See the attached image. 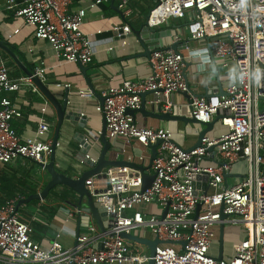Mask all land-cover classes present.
Listing matches in <instances>:
<instances>
[{"label":"built area","instance_id":"1","mask_svg":"<svg viewBox=\"0 0 264 264\" xmlns=\"http://www.w3.org/2000/svg\"><path fill=\"white\" fill-rule=\"evenodd\" d=\"M75 0H25L17 7L16 0H6V7L14 9L28 25L34 27L38 39L48 41L56 54L67 62L87 64L95 53L94 43L83 32L86 9L73 10ZM102 0H96L100 3ZM133 0H117L118 9L129 16ZM193 19L192 39H208L210 48L195 49L190 40L174 37L176 49L166 47L163 39L146 33L150 56V74L137 80H126L119 86H110L102 92L103 101L96 107L106 121L107 139L136 140L151 146L160 140L157 155L152 161L155 175L150 186L142 189L143 172L130 165L108 166L104 177L91 176L86 186L114 221L103 233L101 246L95 245L92 234L77 237L75 247L65 249L54 241L45 249L32 239V227L23 221L17 210V200L0 204V264H131L148 261L149 257L133 253L121 232L149 228L158 239L180 243L181 248L159 244L153 257L154 264H264V0H156L150 10L148 27L153 28L169 18ZM119 38L131 32L129 25L114 27ZM155 37V36H154ZM218 38L215 40L214 38ZM152 43V44H150ZM222 63L217 71L227 73L231 65L237 70V82L229 85L227 94L216 100L211 97L191 96L192 118L209 123L219 116L226 128L217 137L205 135L200 145L184 148L175 143L167 128L138 126L128 110L138 109L141 94L151 91L164 95L166 107L172 105L175 92L190 94L185 76L186 58H201ZM44 70L35 75L42 76ZM23 85H34L31 76L11 78L0 55V164L24 158L38 163L43 169L52 153V139L47 135L50 124L40 119L36 137L22 139L12 127V120L20 118V109L2 95L19 90ZM89 92L85 93L89 96ZM46 113V109H42ZM76 124L85 127L87 117L78 113ZM94 140L101 132L89 130ZM79 143L76 159L94 167L91 157L93 142L82 133L74 136ZM208 159L214 163L204 165ZM240 160L247 162L246 175L232 186H224L226 176ZM42 164V165H41ZM45 170V169H44ZM208 176V190L196 188ZM213 189V193L209 189ZM157 203L167 209L166 215H146L127 210L140 204ZM201 205L198 217L196 210ZM222 214L227 215L222 218ZM239 223L246 232L244 240L234 245V256L217 260L209 254L216 223ZM91 230L95 229L91 227ZM185 243L183 245L182 243Z\"/></svg>","mask_w":264,"mask_h":264},{"label":"crops","instance_id":"2","mask_svg":"<svg viewBox=\"0 0 264 264\" xmlns=\"http://www.w3.org/2000/svg\"><path fill=\"white\" fill-rule=\"evenodd\" d=\"M24 1L16 0L17 7L22 6ZM155 4L156 0H133L129 6L131 14L125 16L118 9L117 0H102L100 3H96V0H75L73 10L86 9L82 30L95 47L92 59L87 64H80L61 59L48 41L35 36L33 26L28 25L21 16L16 15L14 9H8L6 0H0V39L7 43L26 69H33L35 73L44 70L40 77L58 99L64 97L65 89L68 88L69 111L84 113L87 117L85 127L73 123L70 119H65L55 150V167L58 171L75 177L79 175L78 173L87 170V166L76 159L79 150V143L74 137L76 133H82L92 140L91 157L97 159L101 155L103 150L101 138L94 140L89 135V130L96 133L102 132L104 117L96 109L103 99L102 92L110 86H119L126 80H137L150 74L148 56L144 54L146 48L140 38L131 32L119 38L113 29L129 25L131 31L139 30L146 23L150 10ZM152 29L157 41L162 38L166 47H172L174 37L178 35L185 41L190 40L192 48L199 50L210 48L208 39L191 38L194 29L191 14L184 18H169ZM183 52L186 58L185 76L190 94L173 93L170 97L172 105L166 107L167 100L164 95H161V101L157 102L159 96L149 92L145 96L144 112L137 111L134 118L138 126L169 129L175 143L184 148H190L198 142L199 134L204 128L189 120L192 117L189 105L190 95L212 99L220 97L221 88L226 91L229 85L237 82V70L234 65H231L227 73H219L217 67L222 63L221 60L214 58L216 67L213 61H202L199 57L190 58L186 50ZM0 55L7 64L11 78L27 76L24 69L1 48ZM37 89L35 91L32 86L23 85L19 90L6 91L2 95L11 99L22 113L20 118L13 119L11 122L12 127L22 139L36 137L39 121L45 117L49 121L50 131L47 135L38 136V138L41 140L49 138L53 141L57 125L56 111L38 87ZM87 92L90 93L89 96L85 95ZM159 104L162 105V113H170L181 118L166 119L159 116L157 109ZM43 108L46 109V113L42 112ZM225 130L226 128L218 120L206 135L217 137ZM108 140L110 142V148L106 152L108 160L125 161L142 166L149 164L152 156L151 146L142 145L136 140L127 142L122 138ZM203 163L208 165L214 162L205 159ZM247 171V162L237 161L233 165L232 172L226 176L224 186L238 183ZM149 173H153L151 167ZM49 177L38 163L29 159L20 158L10 164H0V193L5 197L0 201L15 198L18 205L21 199L40 192ZM197 183L198 181L196 182L197 189H205L203 178L201 185ZM209 192L214 191L210 188ZM76 200L77 195L72 189L58 186L52 189L45 199H34L29 203H23L17 210L21 219L32 227V239L45 249L50 248L54 241L59 242L65 249H71L75 247L77 237L82 234L94 235L95 245L100 247V241L105 232L99 229L91 215L77 207ZM134 211L160 216L163 215L164 209L153 202L140 204L134 209L127 210L126 214L132 215ZM105 223L108 229L107 218ZM221 224L224 226L223 229ZM91 227L95 230L92 231ZM212 231L214 235L209 254L218 257L221 251L223 260L231 259L234 256V245L246 237L245 229L239 223H216L212 226ZM129 234L145 242L157 239L156 235L145 227L134 229ZM125 240L133 253L149 257L150 248L146 243L136 239ZM163 241L165 243L160 244H170L178 249L182 246L174 241ZM147 263L148 261H143L134 264Z\"/></svg>","mask_w":264,"mask_h":264},{"label":"water","instance_id":"3","mask_svg":"<svg viewBox=\"0 0 264 264\" xmlns=\"http://www.w3.org/2000/svg\"><path fill=\"white\" fill-rule=\"evenodd\" d=\"M115 1V0H113ZM148 20V18H147ZM146 20V23L144 25H142V27L139 30H135V31H131V34H135L137 37L140 38V41L143 43L144 47L146 48L145 50V55L150 56V50L148 47V41H147V37H146V33H148L149 31L152 33L151 37L153 38V40H155V32L153 31V29L148 27V22ZM122 38V37H121ZM215 40H217L218 38H214ZM176 44H174L172 46V48L175 50L176 49ZM0 48L5 50L13 59L14 61L20 65L27 76H31L32 80L34 82V84L39 88V90L45 95V97L50 101L51 105L54 107L55 111H56V116H57V125L55 128V135L53 138V144H52V153L50 156V161L48 163H46L44 165V169L45 171L48 173L49 180L46 183L45 187L37 193L31 194L29 195L27 198L25 199H21L18 202L17 208H19V206L23 203H29L31 200L34 199H45L47 197V195L50 193V191L52 189L57 188L58 186H60L61 188L63 187H68L70 189H72L75 194L77 195V200H76V205L80 210H83L86 214L91 215V217L96 221V223L99 226V229L102 232H106V223H105V219H108V222L111 223L114 221V218L112 215H109L105 208L102 207V205L96 200V198L92 195V193L90 192V190L87 188L86 186V180L91 177V176H95L97 175L98 177H104V175H101V172L103 171V169H105L108 166H122V165H130L131 167L143 172L144 174V183H143V187L142 189H146L147 187L150 186L151 182L154 179V174L153 173H149V169L152 166V161L155 159L156 155H157V147L160 144V140H158L155 144L151 145L152 147V156L150 159V162L147 166H142V165H137V164H130L127 163L125 161H118V160H108L106 158V152L107 150L110 148V142L106 137V121L105 119H103V129L101 132V142L103 143V150L101 155L96 159V163L94 167L91 166H87V170H84L80 173H78L79 175L77 176H69L63 172L58 171V169L55 167V157H56V146H57V142L59 139V134H60V129L65 121V119H70L73 123H75L74 120H77L78 118V113H74L72 111H69V89L66 88L65 89V93H64V97L62 99H58L53 92H51V90L47 87V85L43 82V80L41 79V77L39 75H35V71L32 69H26L23 64L21 63V61L18 59L17 55L9 48V46L7 45V43L4 40L0 39ZM212 61L215 63L214 60V56H213V52L210 49L209 50ZM216 65V63H215ZM217 67V65H216ZM85 70V69H83ZM90 88L93 90L92 85L90 84ZM151 91H147V92H143L141 94L142 97V103L140 108L138 109H133V110H128V113L131 114L133 117H135V114L137 111H142L144 112L145 110V105H146V100H145V96ZM223 94H227L226 91H224V89L221 88V95ZM218 97L215 98V100ZM103 101V99L101 100V102ZM157 109L159 111V116L166 118V119H178L181 118L179 116H174L171 115L170 113H162V105L159 104L157 105ZM262 110H264V105L262 107ZM190 122L192 123H198L200 125H202L204 128L201 130L200 134H199V139L198 142L192 146L196 147L198 145H200L202 138L209 132L212 130L213 126L215 125V123L219 120V116H215L213 118V120L209 123H202L194 118H190L189 119ZM42 165V164H41ZM199 178H203L205 180V189L206 192L208 190V186H207V181H208V176L206 174H203L202 176H196V179ZM201 205L198 206L197 210H196V215L195 218L198 217V213L200 210ZM167 213V209L164 210L163 212V217L166 215ZM227 215L222 214V218H226ZM222 229L224 228L223 224H221ZM223 232V230H222ZM120 235L124 238V239H136V240H141L143 241V243H146L149 248H150V253H149V260L147 264H154V255H155V251H156V247L160 244V243H165L163 240L160 239H155L154 241H146L138 238L136 236H133L132 234L129 233H125V232H121ZM169 242H173V241H169ZM77 243V241H76ZM183 245H185V243H182ZM217 260H223V257L221 255V251L219 252L218 257H214Z\"/></svg>","mask_w":264,"mask_h":264},{"label":"rangeland","instance_id":"4","mask_svg":"<svg viewBox=\"0 0 264 264\" xmlns=\"http://www.w3.org/2000/svg\"><path fill=\"white\" fill-rule=\"evenodd\" d=\"M260 105H261V107H262V106H263V103L260 102ZM3 198H5V197L0 193V200L3 199ZM2 201H4V200H2Z\"/></svg>","mask_w":264,"mask_h":264},{"label":"trees","instance_id":"5","mask_svg":"<svg viewBox=\"0 0 264 264\" xmlns=\"http://www.w3.org/2000/svg\"><path fill=\"white\" fill-rule=\"evenodd\" d=\"M4 201H0V204H2Z\"/></svg>","mask_w":264,"mask_h":264}]
</instances>
